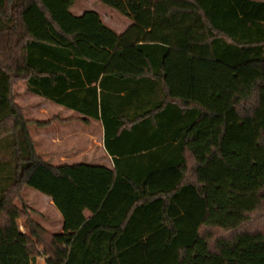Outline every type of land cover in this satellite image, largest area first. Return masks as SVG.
<instances>
[{"label":"trees","instance_id":"trees-1","mask_svg":"<svg viewBox=\"0 0 264 264\" xmlns=\"http://www.w3.org/2000/svg\"><path fill=\"white\" fill-rule=\"evenodd\" d=\"M75 2L0 0V264H264V0H99L119 35ZM20 82L99 121L111 169L40 158L57 119L26 120Z\"/></svg>","mask_w":264,"mask_h":264},{"label":"crops","instance_id":"crops-1","mask_svg":"<svg viewBox=\"0 0 264 264\" xmlns=\"http://www.w3.org/2000/svg\"><path fill=\"white\" fill-rule=\"evenodd\" d=\"M69 11L73 16L79 15L78 9H74V5ZM99 16L103 25L112 29L118 35L122 34L123 31H125L130 25L129 20L126 18L125 20L116 19L117 17H113L112 13L106 14V20L101 15ZM23 89L25 90L24 83ZM38 98L39 97L36 98V96L32 94L26 95L27 102H30V104L27 105L29 106V109L47 107L53 113L50 116L43 117L39 111L35 110L36 112L33 111L35 112V115L40 117L35 118V121L45 122L46 120L57 119V121L51 123L50 127L36 130V134H38V141L40 142L39 145L33 137L31 132L32 127H30V134L33 142L35 143L37 154L40 157L42 155L40 150H42L43 147L40 146L41 144H44V154H49V158L47 159L41 157L45 162L48 161L55 167H60L63 165H79V163H81L92 164L94 166L97 165L111 169L112 160L105 152L103 146L104 129L103 125L99 121L93 120L89 121V125L83 124L80 121L84 118L82 115L78 113L76 114L73 111L62 107L60 108L46 100L44 101L43 99ZM15 102L19 108L23 110L24 107L22 104H20L19 100L16 99ZM49 104H52V106ZM26 113L27 111H24V114ZM29 115L31 114L29 113ZM47 204H49L52 207L53 212H55L56 209L54 210L55 207L51 204L49 198H47ZM55 214L56 215L53 214V217L57 227H52L50 225L51 222L48 223L37 220H35V222L41 225V227H43L48 233H60L62 230L63 221L58 211L57 213L55 212Z\"/></svg>","mask_w":264,"mask_h":264},{"label":"rangeland","instance_id":"rangeland-1","mask_svg":"<svg viewBox=\"0 0 264 264\" xmlns=\"http://www.w3.org/2000/svg\"><path fill=\"white\" fill-rule=\"evenodd\" d=\"M74 9H78L79 15L83 14L85 12L94 11V12H97L99 15H101L105 20L107 18L106 14H109V13H112L113 17H117L116 19H121V20L124 19L125 20V17L120 16L116 12L109 10L107 7L106 8L103 7L100 4L99 0H76V2L74 4ZM13 93H14L15 100L16 99L19 100L20 104H22L24 107L23 110L27 111V113L24 114V111L21 109L23 111V116L26 120H29V119L35 120V118H40L37 115H35L36 111H39L43 117H45V116L47 117V116L52 115L53 112L47 107H39L38 109L37 108L29 109V106H27V105H29L30 102H27V100H26V95H29V94H27V92L23 89V82L18 83L14 87ZM49 105L52 106V104H49ZM33 111H35V112H33ZM29 113L31 115H29ZM31 127H32L31 132L33 134V137L35 138V140L38 142V145H39L40 142L38 141V134H36V130L39 128H36L35 126H31ZM40 146L44 148V144H41ZM43 148H42V150H40L42 153L41 157L47 159V158H49V154L48 153L44 154L45 152L43 151ZM23 190H24L22 193L23 194V200H24L26 206H28L29 208L33 209L36 212V213H32V219L37 220V221H41V222H48V223L51 222L50 225L52 227H57L56 226L57 224L55 223V220L53 217V214L56 215L55 212L57 213V211L54 208L55 212H53L52 207L49 204H47V197H45V196L41 195L40 193H38L37 191H35L33 189L31 190L27 187L23 188ZM15 206L21 207L19 202H16ZM18 222L20 224V229L23 230V223L24 222H22V219L18 220ZM40 250L41 249H38L39 252H38V255L36 256V260L38 262L41 260V258L43 256L41 254L42 252Z\"/></svg>","mask_w":264,"mask_h":264},{"label":"built area","instance_id":"built-area-1","mask_svg":"<svg viewBox=\"0 0 264 264\" xmlns=\"http://www.w3.org/2000/svg\"><path fill=\"white\" fill-rule=\"evenodd\" d=\"M42 255L43 256H42L41 260L39 262L36 260V263L35 264H48L47 263V257L44 254H42Z\"/></svg>","mask_w":264,"mask_h":264}]
</instances>
